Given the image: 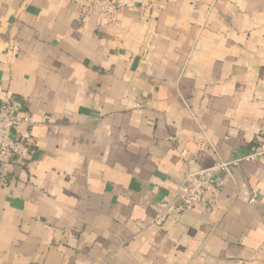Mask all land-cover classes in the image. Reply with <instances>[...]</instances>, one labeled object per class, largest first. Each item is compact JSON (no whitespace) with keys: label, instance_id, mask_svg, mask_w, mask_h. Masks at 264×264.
<instances>
[{"label":"crops","instance_id":"1","mask_svg":"<svg viewBox=\"0 0 264 264\" xmlns=\"http://www.w3.org/2000/svg\"><path fill=\"white\" fill-rule=\"evenodd\" d=\"M120 2L0 0V103L36 144L0 162V264H264V0ZM221 163L213 208L151 225Z\"/></svg>","mask_w":264,"mask_h":264},{"label":"built area","instance_id":"2","mask_svg":"<svg viewBox=\"0 0 264 264\" xmlns=\"http://www.w3.org/2000/svg\"><path fill=\"white\" fill-rule=\"evenodd\" d=\"M120 0H85L82 19L97 14L109 24L115 21ZM33 118L20 100L0 103V162L27 167L36 147L30 135ZM264 158V143L251 149L247 161ZM228 163L217 164L211 169L187 173L177 185L175 192L158 205L159 216L151 225L161 226L171 217L182 215L197 207L213 208L221 192L222 183L217 179L220 170H226ZM255 197L250 203H255Z\"/></svg>","mask_w":264,"mask_h":264}]
</instances>
